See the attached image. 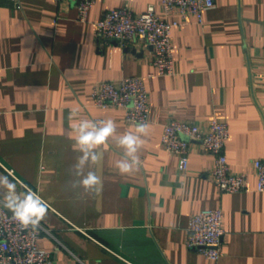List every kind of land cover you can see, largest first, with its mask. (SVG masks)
<instances>
[{
  "label": "crops",
  "instance_id": "obj_1",
  "mask_svg": "<svg viewBox=\"0 0 264 264\" xmlns=\"http://www.w3.org/2000/svg\"><path fill=\"white\" fill-rule=\"evenodd\" d=\"M162 0H96L86 21L75 0H0V173L18 180L50 205L39 242L53 264H264V192L256 159L264 160V0H215L202 23L173 29V75H154L151 48L98 43L105 10L129 6L161 12ZM143 76L151 120L136 155L139 167L121 174L118 141L137 134L125 111L94 105L93 83ZM76 119L112 120L115 133L99 145L101 160L85 165L101 184L73 188L80 153ZM172 117L207 128L229 122L225 152L231 169L247 173L252 190L221 192L211 178L215 156L192 145L190 167L162 144ZM3 192V189H0ZM205 208L224 211L223 255L208 259L186 244L190 218Z\"/></svg>",
  "mask_w": 264,
  "mask_h": 264
},
{
  "label": "built area",
  "instance_id": "obj_2",
  "mask_svg": "<svg viewBox=\"0 0 264 264\" xmlns=\"http://www.w3.org/2000/svg\"><path fill=\"white\" fill-rule=\"evenodd\" d=\"M62 3L64 0H54ZM78 19L86 21L96 0H75ZM215 6V0H162L161 12L149 7L144 13H135L131 7H115L104 11L96 22L98 43L117 41L123 48H151L150 62L154 75H173L174 28L189 23L192 19L202 23L206 10ZM148 18V19H145ZM92 96L96 107L121 108L125 122L147 124L151 120L150 93L143 76H126L119 79L100 80L93 83ZM100 124V119H97ZM230 136L229 122L214 117L204 128L197 121L172 117L164 125L162 144L178 157V169L190 167V153L195 142L215 156L210 176L221 192H245L252 190L247 173L234 172L229 164L225 147ZM253 166L257 175V190L264 192V160L256 159ZM7 171L19 179L14 169ZM38 228H22L3 206H0V264H53L51 252L41 246L39 240L45 232ZM224 211L221 208H205L190 218L186 244L197 249L212 261L223 255L225 235Z\"/></svg>",
  "mask_w": 264,
  "mask_h": 264
},
{
  "label": "clouds",
  "instance_id": "obj_3",
  "mask_svg": "<svg viewBox=\"0 0 264 264\" xmlns=\"http://www.w3.org/2000/svg\"><path fill=\"white\" fill-rule=\"evenodd\" d=\"M148 19V18H145ZM77 111L69 113V120H76L72 131L75 133V146L80 155L73 166L75 176L81 177L72 184L73 188H83L85 192H94L101 184V178L95 171L89 170L84 175V167L98 163L102 153L98 151L99 145L107 142L108 138L115 133L116 125L112 120L100 121L103 125L97 129V124L89 119H76ZM147 125L136 124L137 134L127 133L118 141L125 150L121 159L117 161L116 168L121 174H131L140 164L136 155L142 146L141 135L146 134ZM0 206L6 208L12 214V218L22 228H38L40 222L47 215L49 203L27 184L21 183L12 172L5 170L0 173Z\"/></svg>",
  "mask_w": 264,
  "mask_h": 264
}]
</instances>
